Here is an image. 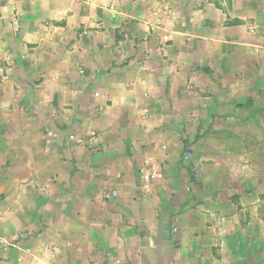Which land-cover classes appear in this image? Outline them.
I'll return each mask as SVG.
<instances>
[{
	"label": "crops",
	"instance_id": "1",
	"mask_svg": "<svg viewBox=\"0 0 264 264\" xmlns=\"http://www.w3.org/2000/svg\"><path fill=\"white\" fill-rule=\"evenodd\" d=\"M262 152L264 0H0V264H264Z\"/></svg>",
	"mask_w": 264,
	"mask_h": 264
},
{
	"label": "rangeland",
	"instance_id": "2",
	"mask_svg": "<svg viewBox=\"0 0 264 264\" xmlns=\"http://www.w3.org/2000/svg\"><path fill=\"white\" fill-rule=\"evenodd\" d=\"M262 153H264V152H262ZM260 155L263 157V158H260V160H261L260 163L264 164V161H262V159H264V154L260 153ZM190 170H191L193 178H197L199 176L200 172H199L198 168H195V167L188 168V171H190ZM152 184H153V181H152V183H151V181H150V183L148 182V184H146L145 188H147V187H148V189L151 188ZM189 189L190 188H185L184 190H189ZM242 218H243V216H242Z\"/></svg>",
	"mask_w": 264,
	"mask_h": 264
},
{
	"label": "built area",
	"instance_id": "3",
	"mask_svg": "<svg viewBox=\"0 0 264 264\" xmlns=\"http://www.w3.org/2000/svg\"><path fill=\"white\" fill-rule=\"evenodd\" d=\"M153 172H151V173H146V172H144L145 173V179H154L158 174H157V168H153Z\"/></svg>",
	"mask_w": 264,
	"mask_h": 264
}]
</instances>
